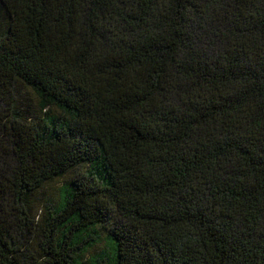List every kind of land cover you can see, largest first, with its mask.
<instances>
[{
    "label": "trees",
    "instance_id": "obj_1",
    "mask_svg": "<svg viewBox=\"0 0 264 264\" xmlns=\"http://www.w3.org/2000/svg\"><path fill=\"white\" fill-rule=\"evenodd\" d=\"M0 264H264V0H0Z\"/></svg>",
    "mask_w": 264,
    "mask_h": 264
}]
</instances>
